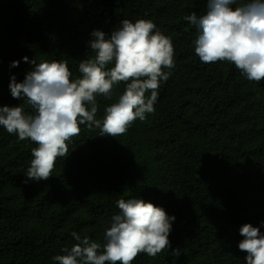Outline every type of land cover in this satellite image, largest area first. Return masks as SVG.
<instances>
[{"label":"trees","instance_id":"1","mask_svg":"<svg viewBox=\"0 0 264 264\" xmlns=\"http://www.w3.org/2000/svg\"><path fill=\"white\" fill-rule=\"evenodd\" d=\"M193 12L206 14L207 0H0V107L36 115L9 88L33 68L23 58L66 61L74 81L94 55L91 33L110 36L124 19L151 20L175 50L155 112L115 138L80 125L46 181L24 183L38 145L0 126V264H57L52 258L76 243L72 232L103 245L117 201L132 198L176 218L171 248L132 264H246L241 227L264 234V81L230 62H201L199 29L184 20ZM125 89L120 82L111 99L97 97L96 119Z\"/></svg>","mask_w":264,"mask_h":264},{"label":"clouds","instance_id":"2","mask_svg":"<svg viewBox=\"0 0 264 264\" xmlns=\"http://www.w3.org/2000/svg\"><path fill=\"white\" fill-rule=\"evenodd\" d=\"M235 5V7H233ZM199 29L195 54L205 64L230 62L249 80L264 81V0H207V12L184 17ZM94 55L79 63L81 78L73 81L66 61H29L32 70L23 82L15 76L9 85L15 99H25L36 115L21 106L0 107V126L20 141L30 139L31 165L24 181L52 177L58 158L68 156L66 143L81 132L80 125L100 129V136L125 134L138 119L144 121L155 112L160 82L167 81L175 68V50L170 37L146 19L121 21V27L107 35L91 33ZM2 63V61H0ZM19 61L10 67H18ZM114 66L108 68V65ZM168 69L169 71H165ZM124 82L126 89L118 101L106 108L103 120L96 119L97 97L112 98L114 85ZM150 92V95L147 93ZM118 214L111 217L104 233L105 243L71 235L76 243L62 249L52 259L57 264H132L141 253L150 257L169 250V236L175 217L142 199H119ZM244 239L238 247L246 252V264H264V234L260 228L245 224ZM172 255L179 256L175 249Z\"/></svg>","mask_w":264,"mask_h":264}]
</instances>
